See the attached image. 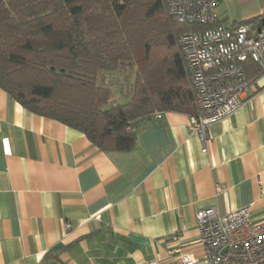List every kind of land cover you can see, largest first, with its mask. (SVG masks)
I'll return each mask as SVG.
<instances>
[{"label": "crops", "instance_id": "0c3cea01", "mask_svg": "<svg viewBox=\"0 0 264 264\" xmlns=\"http://www.w3.org/2000/svg\"><path fill=\"white\" fill-rule=\"evenodd\" d=\"M217 11L234 27L261 15L264 0H222ZM190 117L165 111L139 124L130 150H103L0 87V264L50 253L62 264H174L204 254L200 209L251 206L264 220V80L210 126L206 152ZM218 184L227 191L216 194Z\"/></svg>", "mask_w": 264, "mask_h": 264}, {"label": "trees", "instance_id": "16d2710c", "mask_svg": "<svg viewBox=\"0 0 264 264\" xmlns=\"http://www.w3.org/2000/svg\"><path fill=\"white\" fill-rule=\"evenodd\" d=\"M203 27L176 22L165 0H0V87L103 150H130L156 112H198L179 38ZM125 66L133 91L115 102L109 74ZM259 73L247 60L248 77Z\"/></svg>", "mask_w": 264, "mask_h": 264}, {"label": "built area", "instance_id": "2783aa9c", "mask_svg": "<svg viewBox=\"0 0 264 264\" xmlns=\"http://www.w3.org/2000/svg\"><path fill=\"white\" fill-rule=\"evenodd\" d=\"M222 0H165L169 14L178 23L208 25L180 34L179 44L185 68L194 90L198 112L191 124L200 141H209L212 124L238 110L244 94L264 80V12L254 19L229 27L220 22L217 8ZM253 60L260 73L247 75V60ZM158 111L155 118H162ZM227 186L218 184L216 194ZM201 258L181 253L174 264H264V220L254 221L251 206L222 214L217 207L196 213ZM66 229L71 228L66 223ZM148 264H162L158 259Z\"/></svg>", "mask_w": 264, "mask_h": 264}, {"label": "rangeland", "instance_id": "374dc122", "mask_svg": "<svg viewBox=\"0 0 264 264\" xmlns=\"http://www.w3.org/2000/svg\"><path fill=\"white\" fill-rule=\"evenodd\" d=\"M135 68L125 66L123 69L109 74V83L113 87L112 101L125 102L132 93Z\"/></svg>", "mask_w": 264, "mask_h": 264}]
</instances>
